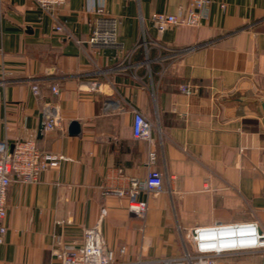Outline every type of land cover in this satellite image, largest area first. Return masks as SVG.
I'll list each match as a JSON object with an SVG mask.
<instances>
[{
    "label": "crops",
    "instance_id": "1",
    "mask_svg": "<svg viewBox=\"0 0 264 264\" xmlns=\"http://www.w3.org/2000/svg\"><path fill=\"white\" fill-rule=\"evenodd\" d=\"M191 1L67 0L58 33L33 0H0V142L34 141L61 157L36 183L11 185L0 264H60L55 252L97 225L128 263L184 256L185 233L198 227L257 220L264 231V0H210L202 25L156 30L154 13ZM101 20L115 23L116 46L90 43ZM48 109L62 123L41 133ZM137 112L153 124L151 141L134 136ZM151 151L164 190L139 195V219L118 191L147 179Z\"/></svg>",
    "mask_w": 264,
    "mask_h": 264
},
{
    "label": "built area",
    "instance_id": "2",
    "mask_svg": "<svg viewBox=\"0 0 264 264\" xmlns=\"http://www.w3.org/2000/svg\"><path fill=\"white\" fill-rule=\"evenodd\" d=\"M41 9L51 14L57 21L55 27L58 33L64 32L59 23V11L65 6L67 0H33ZM210 0H192L188 9H181L178 14L154 13L151 21L159 33H165L171 28L180 26L198 27L207 21L211 12ZM224 7V6H223ZM104 15V5L101 3L96 9ZM113 24V25H112ZM90 43L94 46H116L115 23L107 24L101 20L95 26ZM35 95H39V87H33ZM181 91L192 95L189 86L181 87ZM53 92L59 94V89ZM53 110H46L45 131H54L61 126L62 119ZM153 124L141 113H135L133 125L136 139L151 141ZM157 155L155 151L149 154V172L147 179H131L128 191H118L120 196H125L129 202V213L142 219L148 212V202L139 200L142 192L162 193L164 190L163 175L155 169ZM61 164V157L42 151L34 141H17L12 146L0 142V245L4 244L8 232L7 199L8 191L13 183L33 184L41 174L51 169H56ZM175 183V179H172ZM184 242L189 244L191 251L184 256L172 259L147 261L139 259L135 263L122 260L126 248L119 251V258L111 251L104 241L100 225L87 229L80 245H73L58 249L56 253L60 264H218V260L238 254H256L262 257L264 264V231L257 220L212 227H198L185 233Z\"/></svg>",
    "mask_w": 264,
    "mask_h": 264
},
{
    "label": "water",
    "instance_id": "3",
    "mask_svg": "<svg viewBox=\"0 0 264 264\" xmlns=\"http://www.w3.org/2000/svg\"><path fill=\"white\" fill-rule=\"evenodd\" d=\"M263 109H264V103H263ZM44 131V123L40 126V132L42 133ZM81 133V126L78 122H72L69 126V134L72 136L79 135Z\"/></svg>",
    "mask_w": 264,
    "mask_h": 264
},
{
    "label": "rangeland",
    "instance_id": "4",
    "mask_svg": "<svg viewBox=\"0 0 264 264\" xmlns=\"http://www.w3.org/2000/svg\"><path fill=\"white\" fill-rule=\"evenodd\" d=\"M176 234H177V233H176ZM184 246H185V248H186L188 251H191L190 246H187L186 242H184Z\"/></svg>",
    "mask_w": 264,
    "mask_h": 264
}]
</instances>
